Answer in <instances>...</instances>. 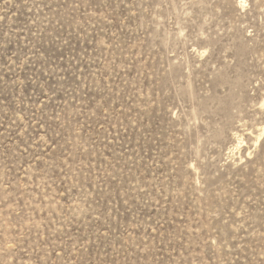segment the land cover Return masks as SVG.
<instances>
[{"label":"rangeland","instance_id":"374dc122","mask_svg":"<svg viewBox=\"0 0 264 264\" xmlns=\"http://www.w3.org/2000/svg\"><path fill=\"white\" fill-rule=\"evenodd\" d=\"M0 264H264V0H0Z\"/></svg>","mask_w":264,"mask_h":264}]
</instances>
